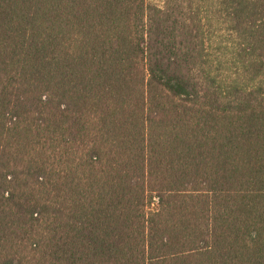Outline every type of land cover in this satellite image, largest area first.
Listing matches in <instances>:
<instances>
[{
    "label": "trees",
    "instance_id": "16d2710c",
    "mask_svg": "<svg viewBox=\"0 0 264 264\" xmlns=\"http://www.w3.org/2000/svg\"><path fill=\"white\" fill-rule=\"evenodd\" d=\"M0 264H264V0H0Z\"/></svg>",
    "mask_w": 264,
    "mask_h": 264
},
{
    "label": "rangeland",
    "instance_id": "374dc122",
    "mask_svg": "<svg viewBox=\"0 0 264 264\" xmlns=\"http://www.w3.org/2000/svg\"><path fill=\"white\" fill-rule=\"evenodd\" d=\"M148 1H151V2H160L161 0H148Z\"/></svg>",
    "mask_w": 264,
    "mask_h": 264
}]
</instances>
